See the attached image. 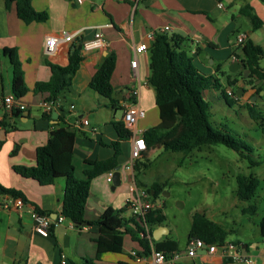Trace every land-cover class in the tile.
Returning a JSON list of instances; mask_svg holds the SVG:
<instances>
[{"label":"crops","instance_id":"crops-1","mask_svg":"<svg viewBox=\"0 0 264 264\" xmlns=\"http://www.w3.org/2000/svg\"><path fill=\"white\" fill-rule=\"evenodd\" d=\"M218 1L85 0L79 4L76 0H32L36 10L48 13V19L25 23L18 17L15 3L7 9L5 0H0V49H16L29 89L23 98L27 108L18 116L0 109V120L5 121V125H0V140L3 141L0 148V183L22 191L27 198L21 209H0V264H63V256L67 260L66 264H83L86 259H93L97 264H135L131 250L142 247L130 234L125 235L128 236L127 241L124 236L122 252H105L97 259L95 239L99 236V228L96 225L77 226L65 218L54 226L48 236L35 230L34 207L50 212L52 219L60 215L66 180L58 178L52 184L42 185L31 177L22 176L13 168L15 165H36L37 147L49 141L52 130L59 124L57 120L44 116L46 112L41 102L46 94L34 93L33 89L37 82L48 81L51 77V68L45 59L67 65L73 42L90 40L97 31H102L107 45L92 51L82 49L83 60L72 78L71 89L61 98L66 122L75 125L77 130L74 164L79 176L87 159H105L114 154L113 148L108 145L118 138L113 121L122 119L124 114L123 109L120 116L111 107L107 97L89 86L99 65L109 54L116 55L111 83L117 104L126 108L133 100L131 90L138 88V102L146 115L138 120L136 127L145 131L160 122L155 89L148 81L151 72L150 47L153 43V40L147 38L150 31H158L170 25L171 29L166 33L183 38L182 48L201 72L219 77L225 89L243 88L237 99L242 102L259 87V82L256 81L253 87L239 78L235 85L229 86L228 75L233 77L240 70L244 71L243 67L235 71L229 67L231 63L237 62L234 56L240 60L244 57L242 46L237 44L240 32H245L247 39L264 47V1L221 0L223 8L218 6ZM250 10L262 20V26L257 30L245 14V11ZM241 25H245L246 29L243 30ZM63 31L73 34V41L47 53V37L59 35ZM140 42H147L149 50L137 56V68L133 69L131 62L135 58L134 47ZM12 74L10 58L1 55L0 99L12 93ZM211 90L207 89L204 93L207 95ZM81 118H86L87 123L80 124L78 120ZM92 127L97 130L92 131ZM132 143L133 137L122 144L123 154L119 159L122 182L119 186L112 189V183L107 180V172L92 179L85 208L86 220L97 219L109 207L120 209L126 206L127 201L134 196L133 184L145 188L144 182L136 180L135 168L133 171L127 168L131 160ZM139 161H143V158ZM147 199L153 202L150 194ZM126 208V215L130 216L131 211ZM260 233L261 237L253 242H244L241 238H227V241L240 243L243 254L253 257L256 264H264V235L261 226ZM170 234L171 231L167 235L170 237ZM186 246L179 245V248L184 249ZM201 263L245 264L243 261L226 259L219 249L214 253L200 249L194 258L183 259L180 264Z\"/></svg>","mask_w":264,"mask_h":264},{"label":"trees","instance_id":"trees-1","mask_svg":"<svg viewBox=\"0 0 264 264\" xmlns=\"http://www.w3.org/2000/svg\"><path fill=\"white\" fill-rule=\"evenodd\" d=\"M264 1V0H263ZM16 4L17 15L25 23L33 21H46L48 13L34 8L32 0H5V6L10 9ZM251 19L255 30L262 26L261 18L252 10L245 11ZM183 38L169 36L167 33L158 32L150 47V76L149 84L155 89L156 104L159 109L160 122L143 132L148 150L142 158L154 146L163 147L164 150L190 152L203 144H224L240 152L241 156L247 155L243 150L251 149L248 143L231 135L227 130L214 127L210 122L209 103L203 96L207 89L220 90L222 97L229 105L237 102L223 87L220 78L201 72L192 62L188 53L182 48ZM244 57L240 63L244 69H249L248 77L240 70L236 76L228 75V85L233 86L243 79L255 86V80H260L261 90L264 86V48L256 44L252 39H247L242 46ZM8 56L12 63V93L23 99L29 92L25 82L24 71L16 49L4 47L0 49V56ZM82 55V42H73L69 52L67 65H59L45 59L51 68V77L48 81L36 83L33 92L46 94V99H59L70 91L72 78L80 67ZM116 65V55L109 54L99 65L92 77L89 86L99 94L109 99L110 105L116 111L125 108L119 106L114 97L115 91L111 83V77ZM237 91H235L236 93ZM240 97L239 95L237 96ZM251 116H254V108L248 104ZM21 111L13 110L12 114L18 116ZM61 114L54 119L53 113H45L49 119L59 122L51 132L49 141L36 149L37 163L34 166L15 165L14 170L25 177H31L42 185L52 184L58 178L66 180V188L63 197V205L60 214L73 221L77 226L96 225L99 228V236L95 239L97 245V259L105 252L119 253L123 251L124 236L130 234L132 239L139 242L144 253H149L152 247L164 251L179 249V242L168 235L159 240L154 239V228L165 223L167 217L163 206L156 202L158 194L163 190V185L154 182L151 186H143L151 195L155 207L145 215V222L151 228L150 237L146 230L136 219L130 215L124 216L127 205L115 209L109 207L97 219L86 220L85 208L90 194L91 181L96 176L109 170H114L120 165V156L123 154L122 144L132 137L131 131L125 126L122 119L113 121L118 138L108 145L114 150V154L105 159H87L81 176L77 174L74 164V147L77 130L68 124L65 119L66 112L60 108ZM123 118V117H122ZM0 125H5L0 120ZM264 130V128H263ZM3 141L0 140V148ZM107 145V144H106ZM252 164L259 162H252ZM139 161V160H138ZM136 161V180L143 168L149 166L144 161ZM237 195L241 200H249L259 186V179L253 174H239L237 176ZM142 186V185H141ZM0 192L13 196H20L26 202L24 193L15 188L5 187L0 183ZM39 214L50 217V212L36 206ZM251 215L256 214L257 206L250 204L243 209ZM132 224V225H131ZM54 227L51 229V231ZM261 232L264 235V217L261 220ZM229 231L219 223L211 219L205 212H195L192 216V224L188 234V240L192 237L202 238L209 244L222 245L227 241ZM45 264V263H39ZM83 264H97L93 259H86Z\"/></svg>","mask_w":264,"mask_h":264},{"label":"rangeland","instance_id":"rangeland-1","mask_svg":"<svg viewBox=\"0 0 264 264\" xmlns=\"http://www.w3.org/2000/svg\"><path fill=\"white\" fill-rule=\"evenodd\" d=\"M241 26L246 29L245 25ZM260 86L261 82L247 101L232 105L226 102L220 90L212 89L207 95L203 92L209 103L211 124L252 146L243 150L246 157L224 144H203L190 152L167 151L154 146L143 158L149 166L142 169L138 179L146 186L154 182L163 185L155 199L163 206L167 217L161 226L168 227L170 237L177 240L180 247L188 243L192 216L197 211L205 212L227 229L228 239L253 242L261 237L260 226L264 217V86L259 90ZM248 104L253 106L254 116H251ZM122 113V110L118 111L120 116ZM249 158L259 163L252 164ZM239 174H253L259 179V186L249 200L238 198ZM250 204L257 206L254 215L243 211ZM124 216L128 217L126 213ZM166 235L163 232L160 238ZM125 237L127 241L128 236Z\"/></svg>","mask_w":264,"mask_h":264},{"label":"built area","instance_id":"built-area-1","mask_svg":"<svg viewBox=\"0 0 264 264\" xmlns=\"http://www.w3.org/2000/svg\"><path fill=\"white\" fill-rule=\"evenodd\" d=\"M76 1L79 4H83L85 2V0ZM218 6L223 8L224 3L219 0ZM170 29V25H165L158 31H150L147 33V38L154 40L158 32L166 33ZM73 39L74 35L67 31H63L59 35L49 36L45 41V51L47 53H51L56 49V47H59L64 43L71 42ZM246 40L247 34L245 32H240L237 37V44L243 46ZM106 45V37L102 31H97L92 39L82 42V49L85 51H92L94 49L105 47ZM147 50H149L147 42H140L135 45V58L131 62L133 69L137 68V56ZM233 59L237 62H240V59H238L236 56H234ZM226 91L232 98L238 99V94L235 93L234 89L228 88ZM130 93L133 100H131V102L126 106L122 120L124 121L125 126L131 131L133 137V143L131 146V160L127 165V168L133 171L136 161L142 158L143 153L148 150V146L143 136L144 131L136 127L138 120L145 117L146 115V111L140 106L138 102L140 90L138 88H134ZM41 105L44 111L50 114L54 111L60 112L62 103L59 99L56 100L44 98L41 102ZM26 108L27 103L24 102L23 99L16 97L13 93L0 99V109H3L6 112L12 113L13 110L23 111ZM78 121L80 124L87 123L86 118H81ZM96 130V127H92V131ZM115 170L116 169L107 171V180L111 183L113 182ZM132 191L134 192V196L127 201V207L131 211V215L141 226L144 227L148 236L150 237L151 228L145 222V215L150 209L155 207V203L147 199L149 193L146 188H139L136 184H133ZM25 203L26 202L20 196H13L8 193L0 192L1 210H9L11 208L21 209L24 207ZM33 209L35 211V230L43 236H48L51 233V229L65 219V216L62 214H60L58 218L52 219L47 215L37 213L35 207ZM200 249L207 250L209 253H214L219 249L226 259L231 261H243L245 264H256L253 257L242 253V245L240 243L226 241L224 244L219 246L217 244H209L199 237L190 238L186 248L184 249L179 248L171 251H164L152 247V250L149 253H144L143 248H141L132 249L130 254L133 257L135 264H180L183 259L194 258ZM62 263H67V260L64 256Z\"/></svg>","mask_w":264,"mask_h":264},{"label":"water","instance_id":"water-1","mask_svg":"<svg viewBox=\"0 0 264 264\" xmlns=\"http://www.w3.org/2000/svg\"><path fill=\"white\" fill-rule=\"evenodd\" d=\"M241 67H242V65H241L240 62H234V63H231L229 68L232 71H235V70H237V68H241ZM249 72H250L249 69H244V76L248 77V73ZM257 81L260 82V80H257ZM242 90H243V88L237 89L236 93L239 96H241ZM52 116H53L54 119H56L59 116V112L58 111H54ZM121 182H122V180H121L120 167H117L115 172H114V175H113L112 189H115L117 186H119L121 184ZM163 232H166L167 234H169L170 231H169L168 227H166V226H158L156 229H154V231H153L154 239L159 240L160 236L163 235Z\"/></svg>","mask_w":264,"mask_h":264}]
</instances>
